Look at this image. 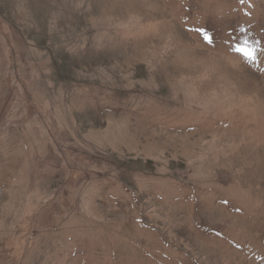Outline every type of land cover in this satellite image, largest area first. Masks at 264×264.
Listing matches in <instances>:
<instances>
[{"label": "rangeland", "instance_id": "rangeland-1", "mask_svg": "<svg viewBox=\"0 0 264 264\" xmlns=\"http://www.w3.org/2000/svg\"><path fill=\"white\" fill-rule=\"evenodd\" d=\"M0 264H264V0H0Z\"/></svg>", "mask_w": 264, "mask_h": 264}, {"label": "snow or ice", "instance_id": "snow-or-ice-1", "mask_svg": "<svg viewBox=\"0 0 264 264\" xmlns=\"http://www.w3.org/2000/svg\"><path fill=\"white\" fill-rule=\"evenodd\" d=\"M240 3L241 4L245 3V0H240ZM200 31L204 32L205 39H207L208 42L210 43L211 42V38L208 36V33L206 31H204L203 29H200ZM237 50L243 52L244 56L247 59L251 60L252 62H255L257 57H256V50L254 48L253 49L239 48Z\"/></svg>", "mask_w": 264, "mask_h": 264}]
</instances>
